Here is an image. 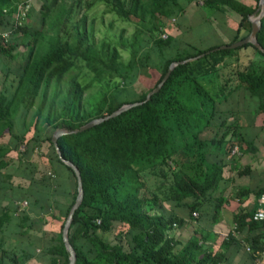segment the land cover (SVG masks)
<instances>
[{"label": "trees", "instance_id": "obj_1", "mask_svg": "<svg viewBox=\"0 0 264 264\" xmlns=\"http://www.w3.org/2000/svg\"><path fill=\"white\" fill-rule=\"evenodd\" d=\"M98 1L119 19L148 26L146 33L139 27L132 35L127 61L117 46L97 47L85 19L71 41L57 33L41 51L36 46L44 40L40 28L49 7L37 6L35 0H0V264L69 263L62 232L77 181L59 159L52 136L130 103L142 104L57 139L61 156L79 170L82 182L83 199L67 233L75 264H231L241 248L256 263L264 253V221L252 216L264 195V180L255 189L234 190L238 207L232 229L217 245H207L208 232H196L183 243L175 240L170 231L183 220L166 213L164 204L186 209L191 219L210 217L214 225L230 200L223 193L230 181L225 170L232 150L238 147L241 155L257 151L256 136L264 131V53L251 44L210 52L248 36L257 5L203 0L206 9L234 13L238 21L230 42L201 50L171 35L160 39L164 21L183 16L181 0ZM21 6L26 10L23 18ZM31 15H39L41 24L28 34L21 21ZM19 33L30 35L23 43L27 52L17 77L7 83L6 59L17 46L8 37ZM256 39L264 51V17ZM247 50L253 56L244 64L238 52ZM190 58L197 59L176 66L144 102L172 63ZM79 65L96 80H119L90 111L82 109V99L91 82L82 84L72 76L63 96L59 91L50 94L52 85ZM143 69L155 77V84L136 93L133 85ZM235 94L239 111L233 108ZM238 115L241 122H231ZM20 120L23 124L15 132ZM208 131L214 134L205 137ZM143 174L154 182L151 192ZM250 196L254 205L249 210L243 205ZM21 201L27 202V213H17L15 203Z\"/></svg>", "mask_w": 264, "mask_h": 264}, {"label": "rangeland", "instance_id": "obj_2", "mask_svg": "<svg viewBox=\"0 0 264 264\" xmlns=\"http://www.w3.org/2000/svg\"><path fill=\"white\" fill-rule=\"evenodd\" d=\"M36 5L44 4L49 7L48 16L43 23L41 29V35L44 38L43 42L40 40L37 44V48L44 50L46 48L47 39L57 33H59L63 39L72 40L73 35L78 29L82 27V19H85V26L91 33V40L97 46L100 47L103 43L109 44V46H117L121 50L123 61H127L129 57V43L132 39V35L136 32V29L141 27V31L145 32L148 28L144 23L136 22L135 19L131 21H123L119 19L114 13L110 12L107 7L98 0H35ZM55 1V2H54ZM244 4L255 7L257 5L255 13L250 17L251 21H254L258 15V3L255 0H239ZM181 4L185 7L183 16L179 15L164 21L162 26V34L160 39L167 40L164 36L171 35L177 38L182 43H191L194 47L204 50L208 47L221 45L222 43L230 42L233 38V32L236 29L238 17L236 14L228 12L225 14L214 13L210 9H206L203 6V0H181ZM21 6V12L25 15L26 10ZM39 15H31L21 21L22 26L26 27L25 33H33L37 26L41 24ZM23 18V16H22ZM22 33L13 37H8L9 44H16V50L12 58L6 61L10 67V75L7 78V83H13L17 77L20 69V62L23 61V55L27 52V47L23 44L25 39L30 35L22 36ZM146 35L144 34L143 37ZM12 41V42H11ZM40 46V47H39ZM240 59L244 64L248 62L249 57L253 56L251 50L246 52H238ZM22 60V61H21ZM76 76L80 83L91 82L90 89L85 92L82 99V109L90 111L99 102L102 95L112 90L118 83V79L104 78L102 80H96L92 74L87 72L83 65H79V68L73 69L67 76H65L58 85L53 84L50 90V94L54 91H59L63 96L69 86L70 78ZM155 84V77L145 69L140 72L137 82L133 85L136 93H141L152 89ZM57 89V90H56ZM234 101L236 106L234 110L239 111V94L234 95ZM238 104V105H237ZM227 108H231L229 104H226ZM33 110L25 118V125L29 124V120ZM241 122L239 115L233 117L231 122ZM23 120L15 124L14 131L21 127ZM214 134L213 131H208L205 137H210ZM27 138L30 135L26 136ZM47 145V144H46ZM255 145L257 151L254 154H240L237 147L238 154L231 156L230 165L225 170V177L230 178L225 193V198H229V202L224 205L221 211L219 221L212 225L210 217L207 218H194L191 219L190 213L186 209H177L169 203L164 204V211L176 210L178 218L183 220L181 227H174L170 231V235L177 241L185 242L196 232H209L213 230L219 224H225L232 221L231 217L233 211L237 210L238 203L235 198V189L240 186H246L248 189H255L263 183L264 180V131L256 136ZM48 146V145H47ZM36 152V151H35ZM243 171L244 174L239 175V172ZM144 180L148 187V191L154 190L153 180L143 174ZM245 204L250 210L254 204V198L250 196L246 200ZM17 207V213L28 212V206L20 208L18 203H15ZM193 217V216H192ZM213 228V229H212ZM111 238L108 235L103 238ZM226 237V236H225ZM219 233L213 234L207 237V245L218 244L221 239L225 238ZM20 244V243H18ZM38 246V245H36ZM39 250L36 251L38 253Z\"/></svg>", "mask_w": 264, "mask_h": 264}, {"label": "water", "instance_id": "obj_3", "mask_svg": "<svg viewBox=\"0 0 264 264\" xmlns=\"http://www.w3.org/2000/svg\"><path fill=\"white\" fill-rule=\"evenodd\" d=\"M257 12H258V15H257L256 19L254 21L250 20V22H251V31H250L249 35L245 39L237 41V42L232 43L230 45H222V46L218 47L217 49L211 50L210 52H213V51H216V50L236 49V48L242 47L244 45L251 44L254 47H256L259 51L264 53L262 48L257 43V39H256V35H257V33L259 31V28L261 26V19L264 17V0H259ZM202 56L203 55H200V57H202ZM195 59H197V58H190V59H187V60H183V61L172 63L169 66V68L167 70V73L165 74V76L163 77L161 82L157 85V87L147 94L146 99H145L144 102L149 100V98L153 94L157 93L161 89V87L163 86L164 82L167 80V78L169 77L170 73L173 71V69L176 66H178L180 64H185V63L193 61ZM140 104H142V103L125 104V105L121 106L118 110L114 111L113 113H111V114H109V115H107L105 117H102V118L94 119V120L88 122L87 124H85L84 126L80 127L77 130H74V131H71V132H67V131H64V130H57L52 136V143H53V146L55 148V151H56L59 159L66 166H68L69 168L72 169V171H73V173L75 175L76 181H77V196H76L75 202H74V204H73V206H72V208H71V210L69 212V215H68V217H67V219L65 221L63 232H62L63 243L65 245V248H66L67 252L69 253V263L68 264H75V261H76V255H75V252H74L72 246L70 245V243L68 241L67 233H68V230L70 228L73 215H74L75 211L77 210V208L80 206L81 201L83 199V190H82V182H81V176H80L79 170L71 162L65 160L61 156V153H60L58 145H57V139L60 136H63V135L77 134V133L84 132V131H86V130H88V129L96 126V125L101 124L104 121H107L109 119L115 118V117L119 116L121 113H123V112H125V111H127V110H129V109H131L133 107H136V106H138Z\"/></svg>", "mask_w": 264, "mask_h": 264}, {"label": "crops", "instance_id": "obj_4", "mask_svg": "<svg viewBox=\"0 0 264 264\" xmlns=\"http://www.w3.org/2000/svg\"><path fill=\"white\" fill-rule=\"evenodd\" d=\"M244 206L248 208L247 205H243V207ZM176 210L168 211L167 213L177 216L178 214H176ZM231 220H232V217H231ZM231 229H232V221L228 222L227 226L224 223L223 224L221 223L219 224V226H216L213 230H209L208 233H209V236L219 233L220 235H223L225 237L227 236V234L230 232ZM233 257L234 258L232 259L231 264H264V253L262 254L261 258L255 263L252 260L250 254L247 252V250H244L242 248L239 250V253H237Z\"/></svg>", "mask_w": 264, "mask_h": 264}, {"label": "built area", "instance_id": "obj_5", "mask_svg": "<svg viewBox=\"0 0 264 264\" xmlns=\"http://www.w3.org/2000/svg\"><path fill=\"white\" fill-rule=\"evenodd\" d=\"M19 14H21V16H23L24 14L21 12V9L19 8L18 11ZM6 36V35H5ZM4 36V37H5ZM164 38H166V36H164ZM232 155L238 154V150L235 147L232 152ZM18 206L22 209L25 208L27 206V202L26 201H21L18 202ZM193 217H197V213H193L192 214ZM253 221H264V195L262 197H260V199L258 200V208L256 209V211L253 213L252 216Z\"/></svg>", "mask_w": 264, "mask_h": 264}]
</instances>
